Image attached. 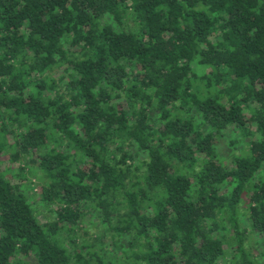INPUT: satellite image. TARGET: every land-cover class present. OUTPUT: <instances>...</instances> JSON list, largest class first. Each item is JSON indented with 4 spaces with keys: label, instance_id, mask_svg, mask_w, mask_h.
Listing matches in <instances>:
<instances>
[{
    "label": "trees",
    "instance_id": "1",
    "mask_svg": "<svg viewBox=\"0 0 264 264\" xmlns=\"http://www.w3.org/2000/svg\"><path fill=\"white\" fill-rule=\"evenodd\" d=\"M0 264H264V0H0Z\"/></svg>",
    "mask_w": 264,
    "mask_h": 264
},
{
    "label": "rangeland",
    "instance_id": "2",
    "mask_svg": "<svg viewBox=\"0 0 264 264\" xmlns=\"http://www.w3.org/2000/svg\"><path fill=\"white\" fill-rule=\"evenodd\" d=\"M223 151H225V149Z\"/></svg>",
    "mask_w": 264,
    "mask_h": 264
}]
</instances>
